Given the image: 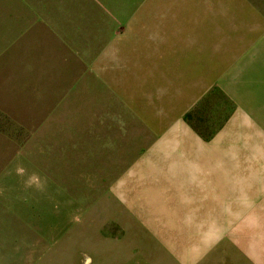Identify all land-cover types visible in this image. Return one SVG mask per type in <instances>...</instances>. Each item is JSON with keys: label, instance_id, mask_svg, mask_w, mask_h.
I'll return each mask as SVG.
<instances>
[{"label": "rangeland", "instance_id": "obj_1", "mask_svg": "<svg viewBox=\"0 0 264 264\" xmlns=\"http://www.w3.org/2000/svg\"><path fill=\"white\" fill-rule=\"evenodd\" d=\"M89 6L0 0V255L264 264V130L244 136L249 166L220 168L208 142L221 120L209 100L167 135L151 129L167 126L158 115H129L124 89L104 83L120 73L93 70L59 38L88 36Z\"/></svg>", "mask_w": 264, "mask_h": 264}, {"label": "crops", "instance_id": "obj_2", "mask_svg": "<svg viewBox=\"0 0 264 264\" xmlns=\"http://www.w3.org/2000/svg\"><path fill=\"white\" fill-rule=\"evenodd\" d=\"M76 1L95 11L91 31L59 38L93 70L120 73L104 83L124 89L129 115H158L167 126L151 129L167 135L209 100L208 115L221 120L210 132L211 159L249 166L244 136L264 130V0ZM0 264L25 262L0 255Z\"/></svg>", "mask_w": 264, "mask_h": 264}, {"label": "clouds", "instance_id": "obj_3", "mask_svg": "<svg viewBox=\"0 0 264 264\" xmlns=\"http://www.w3.org/2000/svg\"><path fill=\"white\" fill-rule=\"evenodd\" d=\"M23 171H24V170H23L22 168H21V169H18V172H19V173H23ZM29 186H30V185H29ZM73 219H74L76 222H79L80 217H79L78 215H76V216L73 217Z\"/></svg>", "mask_w": 264, "mask_h": 264}]
</instances>
